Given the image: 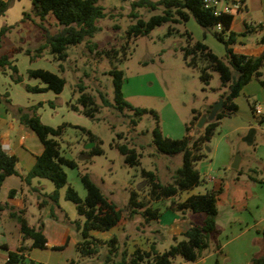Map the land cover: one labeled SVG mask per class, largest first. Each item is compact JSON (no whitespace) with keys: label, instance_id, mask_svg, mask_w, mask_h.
<instances>
[{"label":"rangeland","instance_id":"1","mask_svg":"<svg viewBox=\"0 0 264 264\" xmlns=\"http://www.w3.org/2000/svg\"><path fill=\"white\" fill-rule=\"evenodd\" d=\"M24 1L12 0L6 16L0 18V27L9 23L14 26L5 35L0 53L11 48L22 49L9 54L10 60L17 67L18 75L22 77V83L12 82L9 77L11 72L6 69L0 72V92L6 98L11 96L17 104L27 102L32 106L42 102V106L35 112L45 125L56 127L62 123L69 124L59 139L62 155L74 160L77 165L76 169L63 166L67 185L72 187L80 198H84L85 189L80 175L86 173L102 195L122 209L127 206L131 190L141 192L140 198L147 199L148 187L141 177L142 169L153 172L160 183H171L176 169L181 166V155L158 152L152 143L153 129L157 126L163 137L181 139L186 134L185 126L192 120V110L205 115L208 107L226 90L220 86L216 72L211 73V79L205 85L199 79V71L187 66L182 50L188 41L185 33L190 34L191 43L199 41L205 44L218 57H224V45L210 32L201 28L193 18L176 25L163 24L145 36L128 39L126 30L134 23L128 16L132 0H105L99 4L104 7L106 13L113 16L97 20L99 31L89 39L91 43L96 44V50L88 48L84 41L67 49L65 61L56 62L47 48L40 53L36 52V48L41 44V31L37 23L20 21L23 12L31 14V4L26 10ZM136 13L146 20L153 14H160L161 8L154 11L137 8ZM31 18L38 21L34 16ZM47 19L48 24L45 25L53 32L55 20L51 15H48ZM252 24L248 23L254 28L245 35L259 40L263 31ZM170 26L175 30L168 34ZM123 46L127 47V56L125 60L119 61ZM27 49L30 53L25 54ZM112 49L117 50V54L106 55L104 52ZM38 54L40 56H37ZM59 64L62 66L61 71ZM112 66L122 71L121 91L125 101L132 107L152 110L156 118L150 113H145L136 125L132 126L129 122L132 111L127 108L121 114L113 108L100 107L92 120L70 109L69 105L79 96L78 84L84 85L85 91L92 94L97 103V89L105 92L108 100L113 103L112 79L108 74ZM29 69H44L61 75L65 80L62 91L59 94L52 91L27 92L24 84L32 86L37 81L27 77L26 71ZM234 103L237 110L224 122L220 121L209 141L204 144V158L194 165L201 179V183L193 189L194 193H205L207 190L219 192L216 239L222 244L238 234L239 230L251 228L264 219V89L253 79L242 88ZM256 106L260 108L261 114L255 116L252 108ZM16 107L22 106H14V109ZM8 113L9 126L0 120V131H8L11 147L20 136L24 137V145L16 147L18 172L24 173L22 168L31 165L33 155L40 153L38 149L41 144L28 128L20 130L18 118L12 120L11 113ZM84 131H89L95 141H90ZM198 133L195 127L189 131V135L195 137ZM116 145L134 149L140 155L139 164H127ZM92 147H99L101 154L89 155L88 151ZM236 156L239 158V165L237 169H233L231 166ZM38 180L42 194H50L53 191L51 182L46 179ZM22 184L26 189V184ZM65 189L66 187H63L59 190L58 206L53 208V217L58 225L68 230V241L62 252L37 250L36 253L42 256L43 264H56L57 260H62L64 264L65 258L76 255L74 247L80 236L74 223L81 224L83 218L76 213L73 203L65 200ZM8 192L6 188L0 189V226L5 228V232L0 231V236L4 234L2 236L11 245L18 234V229H14L18 227V223L10 217L9 209L4 208L5 202L8 201ZM183 195L184 193L181 196ZM23 198L24 217L29 224L36 225L40 215L48 211L39 206L45 197L29 191ZM167 204L168 201H163L155 203L154 206L165 208ZM42 223L45 224V221ZM121 225L124 230L118 231V236L116 235L119 245L124 239L126 242H132L136 241L135 238L150 236V231L155 233L157 229L154 224H143L138 215L122 222ZM181 239L182 237H179L177 240ZM173 243V238L162 232V239L156 241V250L162 252ZM231 245L226 249L233 252L232 263H235L238 252ZM3 253L0 248V264L4 263L1 257ZM105 254L106 248L102 249L101 255L94 258H80L77 254L74 264H104ZM220 261V264L231 263L228 260L224 262L222 258ZM172 264L194 263L185 262L182 257L176 256ZM206 264L215 262L209 260Z\"/></svg>","mask_w":264,"mask_h":264},{"label":"trees","instance_id":"2","mask_svg":"<svg viewBox=\"0 0 264 264\" xmlns=\"http://www.w3.org/2000/svg\"><path fill=\"white\" fill-rule=\"evenodd\" d=\"M12 0H0V17L3 16ZM31 14L22 13L20 21L31 20L37 23L41 31V44L36 48L40 53L47 48L56 62H63L67 58V49L86 41L88 48L96 50L95 43L89 39L99 31L96 25L97 20L105 17H112L106 13L98 0H30ZM243 1L240 0L242 5ZM205 0H132L129 17L134 20L127 30V38L136 39L147 35L151 30L163 24L176 25L193 18L194 21L220 43L224 45V57H218L203 43L196 41L191 43V36L188 32V41L183 50V57L188 67L196 68L199 71V79L205 85L211 79V73L216 72L219 76L220 86L225 88V92L220 95L223 100L222 109L216 113L212 121L207 122L202 129L196 128V123L202 114L192 110V120L185 126V136L181 139H171L163 137L158 127L152 131V143L158 152L168 155L180 154L181 166L176 169L171 183H160L151 171L141 170V177L148 187L146 200L140 198V193L131 190L127 206L118 208L114 203L104 197L96 184L84 173L80 175V181L85 189L84 198H80L75 190L67 185L66 174L63 166L76 169V162L62 155L59 139L63 130L69 126L62 123L56 127L43 124L36 109L42 106V102L29 107H16V115L20 124L28 128L39 140L41 152L34 157V162L29 171L20 176L23 183L29 184L33 178L46 179L52 183L54 189L50 194L38 195L45 198L41 200L39 206L50 204V213L53 215L54 206H58L59 190L66 187L64 198L73 203L76 213L83 218L80 224L75 222V228L79 232L80 239L75 244V249L80 258H94L101 255L103 248L106 254L103 258L104 264H172L176 256L182 257L185 262H194L204 252L211 248L219 250L220 243L216 239L218 230L216 227L218 191L207 190L205 193L189 194L184 199L180 195L193 190L201 183L200 174L194 165L204 158L203 147L209 141L214 130L219 126L223 118L229 117L237 110L234 100L239 96L242 88L251 80L255 79L261 88L264 89V50L259 56H250L236 53L232 46L235 44L237 33L230 29L233 14L214 15L213 7H206ZM137 8L147 11H154L161 8L160 14H153L144 20L136 13ZM241 9V7H240ZM239 9V10H240ZM48 15H51L55 23L53 32L45 24H48ZM34 16L38 21L31 18ZM220 29L217 30L216 26ZM13 25H3L0 27V49L5 35L13 28ZM52 27V26H51ZM253 26L245 25V32L251 30ZM254 28V27H253ZM263 31L259 43L264 45V30L261 24L255 26ZM175 30L168 28V34ZM21 48H11L0 53V72L10 70L9 75L12 82L22 83V77L17 73V67L10 60L9 54L21 51ZM122 54L119 61H123L127 56V47H122ZM106 55L117 54V50H106ZM25 54L30 53L27 49ZM37 56H40L38 54ZM31 60V59H30ZM59 70L62 66L59 64ZM27 77L38 81L36 85L24 84V89L30 93H41L52 91L59 94L65 84L64 78L53 72L44 69H29L26 71ZM111 76L113 88V103L107 94L97 89L99 103L95 97L85 91V86L77 85L79 96L70 109L82 114L85 117L94 119L100 107L113 108L121 113L125 108L132 111L129 122L136 125L142 114L150 113L152 110L132 107L125 99L121 91L123 83L122 71L115 66L108 71ZM42 85V86H40ZM9 104V100L0 93V104ZM51 104V103H50ZM211 106L205 111L209 113ZM253 109V108H252ZM253 111V110H252ZM198 130V135L191 136L189 131L192 128ZM89 136L90 141L95 138L89 131H84ZM117 150L124 156V161L130 166L139 164L140 155L134 149L125 145H116ZM99 147H92L88 154H101ZM17 157L9 154L2 148L0 136V187L4 180L12 175H17ZM16 191L10 190L8 197L12 198ZM168 201L165 208L178 213L182 218L188 220L189 225L181 234L182 239L173 238L174 243L166 250L159 252L155 245L151 244L148 250L135 248L132 252H127L123 245H119L118 237L111 236L107 240H101L93 235V232H107L120 225L135 215L141 217L143 224H148L152 220L158 219L160 208L155 207V203ZM4 208L10 209L9 215L15 219L19 226L20 245L13 251H7V258L3 264H35L24 257L26 251L32 249H46V240L41 233V223L29 224L24 217V209L13 211L5 203ZM2 206L0 205V210ZM261 242L264 244V227L260 232ZM25 241L29 242L26 247ZM53 250H61L62 247H52ZM251 264H264V250L255 254L250 259Z\"/></svg>","mask_w":264,"mask_h":264},{"label":"crops","instance_id":"3","mask_svg":"<svg viewBox=\"0 0 264 264\" xmlns=\"http://www.w3.org/2000/svg\"><path fill=\"white\" fill-rule=\"evenodd\" d=\"M17 2L21 0H15ZM105 0H98V3L104 2ZM129 1V0H124ZM243 3L241 5V9L234 12L233 20L230 26V29L237 33L238 36L236 37L235 44L232 46L233 51L240 54L250 55V56H259L263 50L264 45L259 43V40L256 37H247L245 35V25L248 23H253L252 25L256 26L258 24H261L263 26L264 30V0H242ZM25 8L29 9L30 7V0H25ZM8 10V9H7ZM6 10V12H7ZM6 12L3 16L0 18H4L6 16ZM254 17L256 20H254ZM35 20V19H34ZM31 21V20H29ZM36 21V20H35ZM32 22V21H31ZM13 23L5 24V25H12ZM54 28V26H53ZM56 29V28H55ZM35 85L38 84V81H35ZM42 86V85H40ZM2 93V92H0ZM11 102H9L8 105L6 104H0V120L5 122L6 126L8 122V117L10 116L8 112L11 113L12 120H15L17 118L16 111L14 109V106H22L27 107L31 104L25 102L24 104H17L11 96H8V98ZM13 113V114H12ZM227 118V117H226ZM226 118H223L221 122H224ZM26 127L19 123V129H25ZM1 144L3 150H5L9 154H14L16 156V147L17 146H23L24 145V137L20 136L18 140L15 141L14 146L11 147L9 143L10 135L8 131L1 132ZM38 151L41 152V147L38 149ZM38 154H34L32 157L31 165H25L22 169L25 171L26 174L29 169L31 168L33 164L34 157ZM16 171L17 175H12L7 177L3 184L1 185L0 189L6 188L9 191L15 190L16 192L12 196V198L8 197V201L5 202L8 204L9 207L12 208L13 211L24 209V205L22 203L23 197L26 193L29 191H32L33 193L38 194L41 190V184L38 180L39 178H33L29 184H26V189L23 187V182L20 179V176H24L25 174L23 172H18V165H16ZM41 192V191H40ZM183 194V193H182ZM181 194V195H182ZM189 194H197L194 193V190H191L189 192H185L183 197L181 196V199H184ZM44 209H48L47 212L44 214H41L39 217V221L41 223V233L44 236L46 240V250H52V247H62L60 252L64 250L66 247L67 241H68V230L64 228L61 225H58V223L55 221L53 215L50 213V204H47L43 207ZM10 210V209H9ZM42 221H45V224L42 223ZM154 224L157 229L155 230V233L153 231H150V236L146 235L144 238H138L134 239L136 241L132 242H126L124 239L122 245L124 249H126L127 252H132L135 248H141L144 250H148L151 244L155 245V248L157 249L156 241L157 239H162V232L166 235H169L170 237L177 239L181 237V234L184 232L185 228L189 225V222L187 219L182 218L179 214L167 209V208H160V215L158 219L152 220L147 225ZM264 227V219L259 220L257 223H255L251 228H245L243 230H239V233L236 234L231 239L227 240L225 243H220L219 250L211 248L209 251L204 252L199 259H197L194 262V264H206L209 260H213L215 264H220V258L224 260V262L231 261L229 264H251L250 259L253 255L258 254L264 250V244L261 242V235L260 232ZM14 229H18V234L15 238V242L13 244H9L6 238H4L1 234L0 236V248L3 249L4 253L1 254V257H3L4 261L7 258V251H13L20 245V233H19V226L15 227ZM122 225H118L112 229H110L107 232H93V235L101 240H107L111 236H118V231H123ZM0 231L5 232V228L3 226H0ZM139 241V242H138ZM136 244V245H134ZM233 244V245H231ZM24 246H28L29 242L25 241L23 243ZM229 245L232 246L233 249L237 250L238 252V258L235 260V263H232V253L229 250L226 249ZM75 249V247H74ZM38 249H32L29 251H26L24 253V257L28 261H32L35 264H43L41 262L40 254L38 255L36 253ZM57 251V250H55ZM158 251V250H157ZM75 253L77 255L76 249ZM76 255L70 256L71 258H65L64 264H74ZM56 264H63L62 260L56 261Z\"/></svg>","mask_w":264,"mask_h":264},{"label":"built area","instance_id":"4","mask_svg":"<svg viewBox=\"0 0 264 264\" xmlns=\"http://www.w3.org/2000/svg\"><path fill=\"white\" fill-rule=\"evenodd\" d=\"M206 7L214 8V15L220 14H233L238 11L241 7L240 0H205ZM216 29L219 30L220 26L217 25ZM253 114L256 116L261 114L259 107L253 108Z\"/></svg>","mask_w":264,"mask_h":264},{"label":"water","instance_id":"5","mask_svg":"<svg viewBox=\"0 0 264 264\" xmlns=\"http://www.w3.org/2000/svg\"><path fill=\"white\" fill-rule=\"evenodd\" d=\"M223 107V100L222 98H218V100L211 106L209 113L202 115L198 122L196 123V128L200 129L203 127L207 122L212 121L216 115L217 112H219ZM239 165V158L238 156L235 157L233 163H232V168L237 169Z\"/></svg>","mask_w":264,"mask_h":264}]
</instances>
